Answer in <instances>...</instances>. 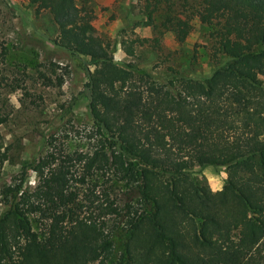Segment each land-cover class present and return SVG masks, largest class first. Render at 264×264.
<instances>
[{"label": "trees", "instance_id": "1", "mask_svg": "<svg viewBox=\"0 0 264 264\" xmlns=\"http://www.w3.org/2000/svg\"><path fill=\"white\" fill-rule=\"evenodd\" d=\"M28 2L49 13L58 48L89 57L79 95L90 147L74 152L77 176L72 157L49 153L31 166L32 189L0 185V264H264V0H141L146 22L176 42L192 27L184 10L210 41V73L163 78L115 60L85 4ZM146 41L119 43L134 56ZM207 165L226 171L218 191L195 170ZM104 175L136 196L112 200L97 188Z\"/></svg>", "mask_w": 264, "mask_h": 264}, {"label": "rangeland", "instance_id": "2", "mask_svg": "<svg viewBox=\"0 0 264 264\" xmlns=\"http://www.w3.org/2000/svg\"><path fill=\"white\" fill-rule=\"evenodd\" d=\"M94 12L92 31L108 37L112 56L118 62L133 61L159 78L174 71L192 76L206 75L215 66L208 56L210 41L206 28L184 10L182 17L191 24L185 41H175L172 30L146 22L141 0H77ZM56 27L48 12L34 13L28 0H0V107L6 120L0 124V185L20 182L32 189L38 175L31 168L41 156L52 154L57 162L72 159L74 175L80 166L74 152L90 147L87 129L90 117L87 100L79 95L86 79L89 57L80 58L53 43ZM147 38L130 56L120 46L122 35ZM50 160L52 157L49 158ZM213 190L222 188L224 167H195ZM98 189H107L109 198L121 203L136 194L123 185L107 186L104 175ZM80 191L84 186L77 183ZM76 186V185H75ZM1 204V203H0ZM0 207H2L0 205ZM116 223L120 224L119 219ZM112 223V222H111ZM35 228H40L33 221ZM234 243L239 232L232 231ZM120 241L122 232L117 233Z\"/></svg>", "mask_w": 264, "mask_h": 264}]
</instances>
